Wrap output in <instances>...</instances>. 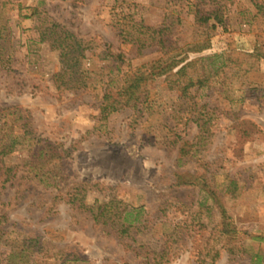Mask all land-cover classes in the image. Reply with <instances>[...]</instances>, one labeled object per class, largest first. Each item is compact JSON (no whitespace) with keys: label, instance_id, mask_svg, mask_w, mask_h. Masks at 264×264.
Wrapping results in <instances>:
<instances>
[{"label":"rangeland","instance_id":"1","mask_svg":"<svg viewBox=\"0 0 264 264\" xmlns=\"http://www.w3.org/2000/svg\"><path fill=\"white\" fill-rule=\"evenodd\" d=\"M0 7L11 30L0 64V152L14 136L23 142L0 155V264H250L254 254L264 264V243L254 239L264 235V0ZM217 9L222 26L195 21ZM51 23L81 42L84 88L56 82L59 51L43 32ZM142 27L161 30L165 49ZM203 42V52L186 53ZM186 54L188 75L214 79L182 98L156 77L147 103L101 116L105 89L118 92L127 74ZM177 175L194 184L203 176L207 187L177 186ZM222 209L237 231L235 256L212 240Z\"/></svg>","mask_w":264,"mask_h":264},{"label":"trees","instance_id":"2","mask_svg":"<svg viewBox=\"0 0 264 264\" xmlns=\"http://www.w3.org/2000/svg\"><path fill=\"white\" fill-rule=\"evenodd\" d=\"M258 12L261 9V6H257ZM3 8L0 7V64L4 66L7 63L6 57L9 55V51L11 50V30L8 24V20L2 16ZM195 21L199 26L205 27L208 22L213 21L214 23L211 25L212 29H215L216 25H223V11L221 9L214 10L207 14H201V12H196ZM146 32H149L151 35H160L161 30L154 31L149 28L142 27ZM44 34L48 37L50 44L54 47V49L59 51L60 58V69L59 72L55 75L56 82L59 84V87L70 85L72 83H80L84 88L85 82L79 80V77L85 75L83 72H78L79 63L81 60V42L74 38L73 35H70L67 32L62 31L57 25L51 23L49 26L43 30ZM155 39L154 37L151 38ZM137 44L140 47L145 45V40H136ZM166 42L163 41L162 36L157 40L158 49H165ZM208 43L203 42L202 44H195L189 46L187 48L186 53H201L205 49H207ZM117 59L123 60L121 55L116 56ZM187 54L180 59H177L176 56L167 57L164 61L161 59L157 62H160L157 67H153L150 72L148 71H136L131 74H127L123 80V84L118 90V92H112L108 89H105V94L103 96V103L101 105V116L106 118L108 115L118 111L121 108H131L136 109L137 106L143 105L148 102V94H149V84L156 77H164V82H166L167 89L173 91L176 89L182 98H186L188 91L197 87V89L202 88L207 84L208 79H214L217 75V72H208L203 70L201 74H193L188 75L186 73L187 69L192 66V61H187ZM158 69L157 72L154 70ZM55 82V83H56ZM79 85V84H78ZM58 87V88H59ZM22 128L26 129V124L22 125ZM21 136H14L11 143L6 146H1L0 155L7 156L14 151V148L22 145L20 143ZM185 144H183L178 150V160L181 161L184 157H186ZM29 146V145H28ZM43 150H38L36 156L39 158L42 156ZM11 174H13V169L8 168L3 172L4 182H7L11 179ZM177 186L183 187H191L195 185H200L201 190L206 188L204 177L201 176L198 178L196 184L192 180L183 181L180 175H177ZM209 195V191L206 192ZM81 205V204H80ZM104 210L100 211L97 216H102ZM220 222L214 229H217L214 233H212V240L217 237L218 239L223 240L222 248H224L229 255L235 256L238 252V245L235 242L237 240V231L233 225V223L226 216L225 210H221ZM4 223L3 217H0V226ZM130 226V225H129ZM128 226V227H129ZM218 226L220 229L218 230ZM204 228L203 226H201ZM128 228H123L119 234L125 235L127 233ZM0 233H2L0 231ZM210 235V236H211ZM1 238V234H0ZM216 238V239H217ZM258 242L264 243V235L254 238ZM214 257V258H213ZM217 254L212 256V261L215 260ZM255 258L256 260H253ZM259 255L254 254L251 258L254 264H258ZM198 264H206V262L202 259L197 260ZM210 262H208L209 264Z\"/></svg>","mask_w":264,"mask_h":264}]
</instances>
